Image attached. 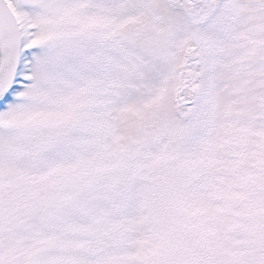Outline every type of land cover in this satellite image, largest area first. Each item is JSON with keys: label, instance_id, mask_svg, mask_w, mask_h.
<instances>
[{"label": "snow or ice", "instance_id": "obj_1", "mask_svg": "<svg viewBox=\"0 0 264 264\" xmlns=\"http://www.w3.org/2000/svg\"><path fill=\"white\" fill-rule=\"evenodd\" d=\"M0 264H264V0H0Z\"/></svg>", "mask_w": 264, "mask_h": 264}]
</instances>
